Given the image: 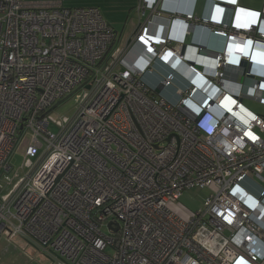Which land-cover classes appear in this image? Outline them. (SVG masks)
Returning a JSON list of instances; mask_svg holds the SVG:
<instances>
[{
  "label": "built area",
  "instance_id": "built-area-1",
  "mask_svg": "<svg viewBox=\"0 0 264 264\" xmlns=\"http://www.w3.org/2000/svg\"><path fill=\"white\" fill-rule=\"evenodd\" d=\"M159 1L138 0L119 50L97 7L0 0V238L48 264L264 261V9L213 0L195 19L224 39L210 52L186 41L192 14L153 23ZM192 188L207 191L193 210Z\"/></svg>",
  "mask_w": 264,
  "mask_h": 264
},
{
  "label": "crops",
  "instance_id": "crops-1",
  "mask_svg": "<svg viewBox=\"0 0 264 264\" xmlns=\"http://www.w3.org/2000/svg\"><path fill=\"white\" fill-rule=\"evenodd\" d=\"M34 4H43V5H52L60 4L64 7H97L100 9L103 17L106 21L112 26L113 31L116 33L117 37L114 41V46L118 48L119 45L125 46V44L130 39L133 31L139 23L138 16L136 14L135 6L138 3V0H27ZM238 4L244 7L262 10L264 9V0L262 2H252L249 0H238ZM226 6V7H225ZM225 7V8H224ZM231 5H224L223 11L224 16H228ZM156 10L160 12V21L157 23L165 24L161 19L166 20L168 14L180 13L181 15L192 14L193 21L195 25L190 30V33L186 37V41L189 43H194L200 45L206 51L218 52L222 49L224 45V39L216 34H214L209 25H203L202 23H197L195 19H209L216 16L214 10L216 7L213 0H160L156 4ZM148 15V11H146ZM155 14H157L155 12ZM157 17V16H156ZM119 27V30H116L114 27ZM117 42V44H116ZM160 72L163 74L166 71L163 68H160ZM156 78L154 76H147V81L154 82ZM164 94L168 97L173 95V89L165 91ZM256 192L257 190H252ZM2 237V239L8 243L7 239ZM1 239V238H0ZM11 241V240H10ZM13 242L17 243L22 247L33 245H26L22 241L14 237ZM35 249V248H34ZM36 250V249H35ZM37 251V250H36ZM38 255V251L36 252ZM31 264H47V259H44L39 255ZM261 264H264L262 261Z\"/></svg>",
  "mask_w": 264,
  "mask_h": 264
},
{
  "label": "rangeland",
  "instance_id": "rangeland-1",
  "mask_svg": "<svg viewBox=\"0 0 264 264\" xmlns=\"http://www.w3.org/2000/svg\"><path fill=\"white\" fill-rule=\"evenodd\" d=\"M252 2H262L263 0H249ZM116 30L120 28L114 27ZM120 31V30H119ZM117 44V42H116ZM118 49L123 46L118 44ZM244 105L250 110L261 113L263 111V107L260 106L253 99L246 98L243 101ZM76 100L74 97H68L56 105L55 108L52 109L49 115L50 121L60 120L61 118L69 117L73 114L75 110ZM52 132H57L58 128L54 123H51L49 126ZM28 142V136H25L21 143L16 148L15 152L12 154L10 158V164L13 167V170L18 168L23 160L24 148ZM254 180V179H253ZM256 180V179H255ZM257 184L263 185L259 180H256ZM8 186L5 192L10 188ZM207 191L205 189L192 188L189 190H185L182 192L179 197L178 202L184 204L187 208L193 210L197 209L202 205V200L206 196ZM5 239V238H4ZM8 241V240H7ZM37 251L30 246L22 247L13 241H8L6 243L2 238L0 239V264H31L37 257H40ZM42 258H44L41 255ZM45 259V258H44ZM48 264V262H47Z\"/></svg>",
  "mask_w": 264,
  "mask_h": 264
},
{
  "label": "water",
  "instance_id": "water-1",
  "mask_svg": "<svg viewBox=\"0 0 264 264\" xmlns=\"http://www.w3.org/2000/svg\"><path fill=\"white\" fill-rule=\"evenodd\" d=\"M158 21H160V18L155 17L153 23H157ZM161 21H164L165 23L167 22L166 20H163V19H161ZM155 92L157 94H159L161 92V87L160 86L156 87ZM60 102H62V100L58 101L56 103V105H58ZM201 117H202V114H200L199 116H197V120H199ZM117 229H118V227L115 230H117Z\"/></svg>",
  "mask_w": 264,
  "mask_h": 264
},
{
  "label": "clouds",
  "instance_id": "clouds-1",
  "mask_svg": "<svg viewBox=\"0 0 264 264\" xmlns=\"http://www.w3.org/2000/svg\"><path fill=\"white\" fill-rule=\"evenodd\" d=\"M242 57L244 58V55H242ZM207 120H208V117L207 116H205L203 119H202V124H205L206 122H207Z\"/></svg>",
  "mask_w": 264,
  "mask_h": 264
}]
</instances>
